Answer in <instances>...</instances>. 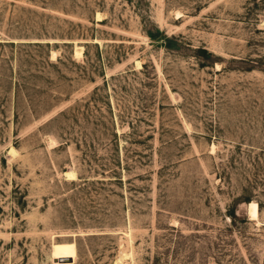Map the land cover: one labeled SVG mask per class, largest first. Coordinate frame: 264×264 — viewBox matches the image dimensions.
Segmentation results:
<instances>
[{"label":"rangeland","instance_id":"obj_1","mask_svg":"<svg viewBox=\"0 0 264 264\" xmlns=\"http://www.w3.org/2000/svg\"><path fill=\"white\" fill-rule=\"evenodd\" d=\"M0 264H264V0H0Z\"/></svg>","mask_w":264,"mask_h":264},{"label":"bare ground","instance_id":"obj_2","mask_svg":"<svg viewBox=\"0 0 264 264\" xmlns=\"http://www.w3.org/2000/svg\"><path fill=\"white\" fill-rule=\"evenodd\" d=\"M82 54V48H77L76 50H75V55L76 56H79V55H81ZM80 57V56H79ZM10 151H13V149H10ZM66 176L67 177H70V178H73L74 177V174L72 173V172H67L66 173ZM248 214H249V217L251 218V219H255L256 218V216H257V204L255 203V202H250V203H248ZM123 259V258H122Z\"/></svg>","mask_w":264,"mask_h":264},{"label":"water","instance_id":"obj_3","mask_svg":"<svg viewBox=\"0 0 264 264\" xmlns=\"http://www.w3.org/2000/svg\"><path fill=\"white\" fill-rule=\"evenodd\" d=\"M59 262H66V261H71V257H64V258H59Z\"/></svg>","mask_w":264,"mask_h":264}]
</instances>
